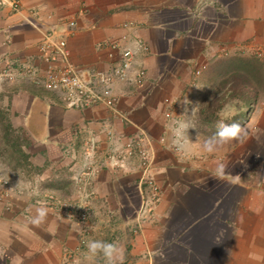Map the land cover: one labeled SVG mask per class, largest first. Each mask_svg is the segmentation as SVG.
I'll use <instances>...</instances> for the list:
<instances>
[{
    "label": "crops",
    "instance_id": "1",
    "mask_svg": "<svg viewBox=\"0 0 264 264\" xmlns=\"http://www.w3.org/2000/svg\"><path fill=\"white\" fill-rule=\"evenodd\" d=\"M43 31L65 40L70 62L90 84L96 71L116 67L122 48L137 40L149 47L126 78L112 81L116 112L95 103L68 107L61 90L38 86ZM221 54H234L243 67L248 59L264 65V0H20L17 12L0 9L7 78L0 175L12 189L0 199V264H107L103 253L89 252L90 241L122 249L116 264H264V103L240 123L242 142L203 150L218 130L205 112L204 77H219L212 70ZM139 68L146 69L140 87ZM237 110L229 103L223 112ZM138 147L149 157L144 173ZM27 168L33 176L23 181ZM48 193L78 208L89 202L88 219L46 207L45 222L33 225L44 206L36 201ZM145 195L156 197L157 209L153 222L141 224L136 211Z\"/></svg>",
    "mask_w": 264,
    "mask_h": 264
},
{
    "label": "built area",
    "instance_id": "2",
    "mask_svg": "<svg viewBox=\"0 0 264 264\" xmlns=\"http://www.w3.org/2000/svg\"><path fill=\"white\" fill-rule=\"evenodd\" d=\"M8 6L12 11L17 12L20 6V0H0V9ZM73 24V23H70ZM44 39L42 44L39 46L40 54L45 63V67L42 70L41 76L43 78L44 86L48 90L63 92V97L68 107H87L91 104H100L109 110L115 111L114 102L116 97L112 94L111 83L115 78L123 80L127 77V73L131 68L135 55L138 51L149 52V47L144 44L141 40L136 41L135 48H122L121 57L119 62L116 64L111 71H96L92 78L93 83L87 82L83 79L76 69L75 65L69 60V53L66 50V42L62 38L53 40L52 32L43 31ZM42 33V34H43ZM120 45L118 42L111 44V47L116 48ZM2 72V70H0ZM198 71H196V74ZM4 74V72H2ZM11 78L10 73L6 74ZM146 82V69L139 68L136 71L134 83L137 86H142ZM103 84L104 87L99 89L97 86ZM138 144V143H136ZM133 142H127L125 149L130 156L133 153ZM88 153L90 154L95 150V145L90 142L87 144ZM138 155H140L142 171L147 172L149 168V157L145 152V149L138 147ZM123 159L121 157L119 160ZM117 165V164H115ZM153 175H149V182L154 188ZM0 186L2 192L0 199L7 200L12 193V189L9 187V182L0 175ZM154 191V189H153ZM157 191V189L155 190ZM153 193V192H152ZM37 203L44 205L54 211H60L66 213L69 217H78L81 221H86L89 216L91 205L87 202L81 208H78L77 204L70 198H58L52 194H45L41 198H38ZM8 206V210L12 207ZM156 197L147 199V196L141 198V202L136 211V217L139 222L151 223L155 217L156 209ZM142 220V222L140 221Z\"/></svg>",
    "mask_w": 264,
    "mask_h": 264
},
{
    "label": "rangeland",
    "instance_id": "3",
    "mask_svg": "<svg viewBox=\"0 0 264 264\" xmlns=\"http://www.w3.org/2000/svg\"><path fill=\"white\" fill-rule=\"evenodd\" d=\"M233 55H220L221 57L219 59H221V64L217 67V69L212 70L219 72H212V74H217L216 76L219 75V77L214 78L209 75L204 77L205 85L209 86V88L204 92L203 100L208 103V106L205 108V112L211 121L218 124L221 122L226 124H243L245 122H249L253 118L254 113L255 115L257 114L260 106L259 104L264 103V65H255L256 62L253 59H248L246 67H243L244 63L242 61L240 63L238 60L234 61ZM5 81H7V78H4L2 72H0V93L3 92L2 89L5 86ZM38 86H41L48 91V89L44 86L42 77L38 79ZM249 102H252L250 107L248 106ZM229 103L236 104L238 109L237 112H223L224 107ZM257 103L258 105H256ZM254 106L255 108L257 107V109H255ZM10 132L13 135L16 134L14 130ZM10 132L7 131L6 133ZM11 133L10 135H12ZM27 170L29 172L23 174L25 177L23 181L30 180L33 176L29 168H27ZM17 176L19 175H14L13 179H16ZM17 179L22 180L20 178ZM54 196L58 197L56 195Z\"/></svg>",
    "mask_w": 264,
    "mask_h": 264
},
{
    "label": "clouds",
    "instance_id": "4",
    "mask_svg": "<svg viewBox=\"0 0 264 264\" xmlns=\"http://www.w3.org/2000/svg\"><path fill=\"white\" fill-rule=\"evenodd\" d=\"M190 103L189 101H187ZM218 130L211 137H209L203 144V150L207 152H212L215 150L217 145L225 144L230 141H241L242 135L246 136L247 133L245 129L237 123L226 124L221 122L217 126ZM185 140L188 143H191L189 137H185ZM226 174V166L224 164H220L217 167L216 175L217 178L223 179ZM236 180L239 179V175L237 174L235 177ZM33 195H38L37 192H33ZM47 218V208L41 206L36 209V215L31 218V223L37 227H39L42 223L45 222ZM88 250L92 255H96L97 253H103L107 260V264H116V259H123L122 249H119L115 244H109L101 241H90L88 244Z\"/></svg>",
    "mask_w": 264,
    "mask_h": 264
}]
</instances>
